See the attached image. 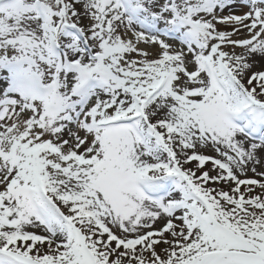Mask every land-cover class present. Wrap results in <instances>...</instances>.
Returning <instances> with one entry per match:
<instances>
[{
    "label": "snow or ice",
    "instance_id": "snow-or-ice-1",
    "mask_svg": "<svg viewBox=\"0 0 264 264\" xmlns=\"http://www.w3.org/2000/svg\"><path fill=\"white\" fill-rule=\"evenodd\" d=\"M0 264H264V0H0Z\"/></svg>",
    "mask_w": 264,
    "mask_h": 264
},
{
    "label": "rangeland",
    "instance_id": "rangeland-1",
    "mask_svg": "<svg viewBox=\"0 0 264 264\" xmlns=\"http://www.w3.org/2000/svg\"><path fill=\"white\" fill-rule=\"evenodd\" d=\"M210 154H214V153H210ZM248 175H249V176H251L252 174H251V173H249Z\"/></svg>",
    "mask_w": 264,
    "mask_h": 264
}]
</instances>
